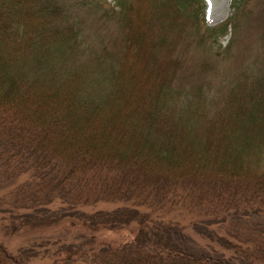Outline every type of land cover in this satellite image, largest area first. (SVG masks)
Returning <instances> with one entry per match:
<instances>
[{
  "label": "trees",
  "instance_id": "trees-1",
  "mask_svg": "<svg viewBox=\"0 0 264 264\" xmlns=\"http://www.w3.org/2000/svg\"><path fill=\"white\" fill-rule=\"evenodd\" d=\"M205 5L0 0V264H264V0ZM113 19L111 55L85 31Z\"/></svg>",
  "mask_w": 264,
  "mask_h": 264
},
{
  "label": "rangeland",
  "instance_id": "rangeland-1",
  "mask_svg": "<svg viewBox=\"0 0 264 264\" xmlns=\"http://www.w3.org/2000/svg\"><path fill=\"white\" fill-rule=\"evenodd\" d=\"M109 3H112V0H107ZM205 1V22L208 26L213 27V26H217L218 24L223 23L224 20H226V18L231 14V8L230 6V0H204ZM259 0H249V5L248 8L250 9H255L256 4ZM248 24H251V20L248 22ZM115 21L114 19L111 21H107L105 23H103L101 26H96V29L94 27H92L91 25H86V31L85 33H92V31L95 30V34L93 38L92 36H90V40H95L94 43H91L92 45H97L98 41L102 42L103 44H105L106 48L105 51L109 52L111 55L116 54L114 47L115 45L118 44V38L117 36H119V32L116 29L115 26ZM251 29V27H250ZM253 30H249L246 28H243L240 34L239 39L237 40L236 44L235 43H231L230 46V52L229 53H225V50H223L222 48H224L227 45L228 40L230 41V34H228L225 38H220L221 39V53L223 55L226 54H230V58L224 62V63H220L219 64V70H222V72H233L235 71L238 67H239V60H242L243 58H245L247 56L248 53H252L253 54V46L254 45V38H252L253 35ZM97 34V36H96ZM201 52L197 49H191L189 52V57L191 59H197L198 57H200ZM241 58V59H240ZM234 73V72H233ZM235 74V73H234ZM236 76V75H235ZM35 87V86H34ZM38 88H41L40 85H38ZM33 100V98H32ZM115 100V99H114ZM34 101V100H33ZM38 102V101H37ZM34 104V103H32ZM46 104L49 105L51 104V101H46ZM77 136L79 137L81 134V128L79 130H75ZM84 133H86V131H84ZM110 134L113 136L112 131H107L104 132L103 136L100 138L105 139L106 137L110 136ZM92 142L95 143V139H92ZM128 146L123 147V149H127ZM200 148V146H199ZM188 150V149H186ZM225 149H221V153H217L218 156H216V165H220V166H225V167H230L234 164V161L230 158L232 157L234 150L230 149V155L228 157H226V153H224ZM220 151V150H219ZM226 151V150H225ZM162 154L163 152H156L153 153L152 155V159L153 157H156L157 159L161 160L162 159ZM166 159V156H165ZM192 161H201L202 160V156L200 154V150H198V157H195L194 154H192L191 157ZM168 161H170L171 163H174L173 157L168 158ZM181 163H183V165L187 164V160L185 157L182 158ZM113 205H99L98 207H96L97 209H110L112 208ZM166 216H170V217H180L179 214L177 212H169ZM192 219V218H191ZM119 230H112L113 233H104V239L105 240H109L110 241H122L125 238H130V232H127V229H120ZM26 237L25 236H18V237H13L11 239V250H14L17 247H21L24 245V241H25Z\"/></svg>",
  "mask_w": 264,
  "mask_h": 264
}]
</instances>
